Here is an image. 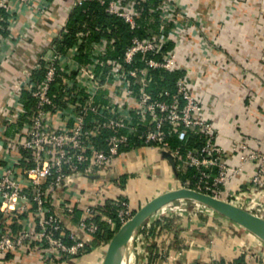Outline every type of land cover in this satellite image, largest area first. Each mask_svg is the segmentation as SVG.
Returning <instances> with one entry per match:
<instances>
[{
    "label": "built area",
    "instance_id": "2783aa9c",
    "mask_svg": "<svg viewBox=\"0 0 264 264\" xmlns=\"http://www.w3.org/2000/svg\"><path fill=\"white\" fill-rule=\"evenodd\" d=\"M90 1L127 26L128 43L115 56L109 54L116 46L110 28L93 39L88 30H78L72 45L58 48L72 11ZM151 1L146 7L147 0H0V62L17 44L27 42L21 39L27 28L21 33L16 28L19 16L26 15L29 25L36 19L38 26H46L30 68L15 80L17 88L11 92V112L26 121L17 137L5 140L0 156V257L33 250L47 262L75 257L98 232L96 220L112 223L104 207L116 208L120 225L130 219L128 200L107 197L104 183L96 186L78 218L81 198L65 196L59 189L71 178L91 173L117 183L112 173L116 158L138 147L170 153L178 170L194 168L192 185L186 180L180 187L238 202L264 219V149L251 148L243 137L232 147L238 164L228 165L219 142L223 126L214 123L212 110L204 113L194 91L191 58L197 53L209 67L218 44L206 35L201 17L180 0ZM94 30L101 31V26L96 24ZM41 65L43 73L36 78L33 71ZM174 70L181 74L173 87L157 84L156 71ZM150 84L158 90L149 91ZM21 89L30 95L31 106L20 100ZM188 132L198 134V145L186 144ZM171 134L183 147L171 145ZM13 151L15 155H8ZM246 164L252 167L250 174L224 196V184ZM13 217L34 220V226L13 232L4 225ZM246 259L264 264V256L256 253Z\"/></svg>",
    "mask_w": 264,
    "mask_h": 264
},
{
    "label": "crops",
    "instance_id": "0c3cea01",
    "mask_svg": "<svg viewBox=\"0 0 264 264\" xmlns=\"http://www.w3.org/2000/svg\"><path fill=\"white\" fill-rule=\"evenodd\" d=\"M180 2L201 17L206 35L218 44L209 56V67L195 53L190 60V72L204 113L212 110L214 123L223 126L219 142L225 149L226 162L236 166L238 155L232 147L239 139L244 137L253 149H264V0ZM45 27L38 26L36 19L29 25L26 15L19 16L16 28L19 33L27 28L21 36L27 42L17 44L13 53L0 62V156L5 140L17 137L23 130L26 118H18L11 112V92L17 88L15 80L30 68ZM13 152L8 155H15ZM251 169L250 164L244 165L239 174L224 184L223 195L237 189ZM185 170L186 167L176 169L164 152L138 147L127 149L116 158L112 173L117 183L100 173H91L71 178L59 190L65 196L81 198L76 204V218L82 216L84 205L101 183L105 184L107 197L122 196L136 211L157 194L182 186L186 180L179 178V173ZM104 213L113 218L111 224L101 220L110 237L92 236L81 255L47 262L41 260L38 250L5 253L0 264H101L106 246L120 226L116 217ZM61 221L66 225L69 222ZM145 223L146 228L139 233L137 264H261L259 259L248 260L246 256L253 253L264 256L259 238L223 218L185 213ZM4 225L15 232L23 225L34 226V220L13 217ZM71 228L79 231L75 226Z\"/></svg>",
    "mask_w": 264,
    "mask_h": 264
},
{
    "label": "trees",
    "instance_id": "16d2710c",
    "mask_svg": "<svg viewBox=\"0 0 264 264\" xmlns=\"http://www.w3.org/2000/svg\"><path fill=\"white\" fill-rule=\"evenodd\" d=\"M147 6L151 5L152 1L147 0ZM96 24H99L101 26V31H95L94 26ZM141 26H143V22L140 23ZM67 26V34L64 35V39L62 40L61 43L58 44V48L60 50H65L66 47L72 45L74 41L76 40L75 35L78 30L81 31H89V37L90 39L97 38L100 34H107V28H110L111 31L109 34L114 35L116 37V46L113 51L109 52L110 55L115 56L117 53H120L125 45L128 43V38L130 36V33L127 30L126 24L114 17H110L106 15L103 12L102 6H100L96 1H90L84 3L80 7H76L72 13L69 16V19L66 23ZM139 34H142L143 31L141 28L138 29L137 31ZM85 46L84 44L80 49L84 50ZM86 57V54L81 55V58L84 59ZM43 67L41 65L40 69H36L33 71V75L36 78L41 77ZM180 71L174 70V71H156L154 73L155 79L157 81V84L165 85L168 87H173V83L175 79L180 75ZM148 90L152 92H156L158 90V87L155 86L154 84H150L148 86ZM20 100L24 103L25 106L29 107L32 104V99L28 92L25 89H21L20 92ZM169 142L171 145H181L183 144L182 141L180 142L179 139L177 138L176 134H171L168 137ZM186 144L189 147L198 145L199 143V138L198 134H195L193 132H188L186 135ZM181 147H183L181 145ZM194 175H195V169L192 167H187L185 171L179 173V178L182 180H189L190 184L194 182ZM103 211L110 213L113 217H116V208H108L104 207ZM98 225H99V230L95 234V236H106L110 237V233L106 229L107 226L106 224L101 221V220H96Z\"/></svg>",
    "mask_w": 264,
    "mask_h": 264
},
{
    "label": "water",
    "instance_id": "95a60500",
    "mask_svg": "<svg viewBox=\"0 0 264 264\" xmlns=\"http://www.w3.org/2000/svg\"><path fill=\"white\" fill-rule=\"evenodd\" d=\"M164 156L173 166H175V160L170 153L164 152ZM180 199H191L205 205L217 214L228 218L249 231L264 242V219L262 217L212 195L187 187H179L157 194L144 203L139 209L134 211L132 217L121 224L111 236L106 246L101 264H119L126 237L130 234L135 238V233L140 226L157 210L168 203Z\"/></svg>",
    "mask_w": 264,
    "mask_h": 264
},
{
    "label": "rangeland",
    "instance_id": "374dc122",
    "mask_svg": "<svg viewBox=\"0 0 264 264\" xmlns=\"http://www.w3.org/2000/svg\"><path fill=\"white\" fill-rule=\"evenodd\" d=\"M54 8V7H53ZM55 9V8H54ZM230 199V198H229ZM239 201V199H237ZM183 201V200H182ZM232 203V202H230ZM234 203V202H233ZM240 203L237 202V205H239ZM177 205V206H176ZM179 207V208H178ZM134 213V211H133ZM185 213H195V214H198V215H201V216H207V215H210V216H213L215 217L216 219L218 218H223L225 220H228V221H231L229 220L228 218L224 217V216H221L215 212H212V210L210 211L209 209L205 208V207H201V208H193L190 204H186L184 202L182 203H177V202H173V203H168L166 204V206H164L163 208H161L160 210H158L150 219H148L146 222H152L154 220H159V219H163L165 218L166 216H169V215H174V214H185ZM233 222V221H231ZM234 223V222H233ZM236 224V223H234ZM239 226V225H238ZM146 228V223H143L140 228L138 229V231L135 233V241H134V250L136 251V255H137V259H138V254L140 253V250H139V242L138 240L140 239V232L143 230V228ZM241 227V226H240ZM242 228V227H241ZM247 231V230H246ZM249 232V231H247ZM250 233V232H249ZM255 236V235H254ZM258 238V237H257ZM260 240V239H259ZM262 242V240H261ZM136 264H137V261H136Z\"/></svg>",
    "mask_w": 264,
    "mask_h": 264
},
{
    "label": "bare ground",
    "instance_id": "6f19581e",
    "mask_svg": "<svg viewBox=\"0 0 264 264\" xmlns=\"http://www.w3.org/2000/svg\"><path fill=\"white\" fill-rule=\"evenodd\" d=\"M183 200V201H182ZM175 202H177L178 204L179 203H182V202H184V203H188V204H190L193 208H196V209H198V208H203V207H205V208H207V209H209L210 211L212 210V209H210V208H208V207H206L205 205H203V204H201V203H199V202H197V201H195V200H191V199H180V200H178V201H175ZM166 206V205H165ZM177 206V205H176ZM163 208V207H162ZM179 208V207H178ZM161 209V208H160ZM159 209V210H160ZM158 211V210H157ZM156 211V212H157ZM155 212V213H156ZM212 212H215V211H213L212 210ZM154 213V214H155ZM216 213V212H215ZM153 214V215H154ZM151 216L150 218H152V217H154V216ZM149 218V219H150ZM133 240H135V238L133 237V235H128L127 237H126V239H125V242H124V245H123V248H122V253H121V258H120V262H119V264H136V261H137V255H136V253L133 251V246H132V241Z\"/></svg>",
    "mask_w": 264,
    "mask_h": 264
}]
</instances>
